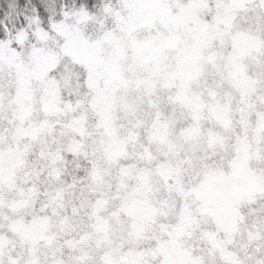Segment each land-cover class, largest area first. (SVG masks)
Segmentation results:
<instances>
[{
  "label": "snow or ice",
  "instance_id": "obj_1",
  "mask_svg": "<svg viewBox=\"0 0 264 264\" xmlns=\"http://www.w3.org/2000/svg\"><path fill=\"white\" fill-rule=\"evenodd\" d=\"M0 264H264V0H0Z\"/></svg>",
  "mask_w": 264,
  "mask_h": 264
}]
</instances>
